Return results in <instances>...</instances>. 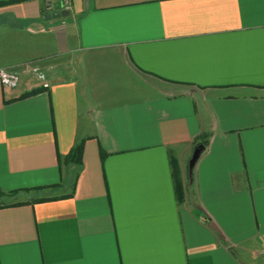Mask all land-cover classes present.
I'll return each instance as SVG.
<instances>
[{"label":"crops","instance_id":"crops-1","mask_svg":"<svg viewBox=\"0 0 264 264\" xmlns=\"http://www.w3.org/2000/svg\"><path fill=\"white\" fill-rule=\"evenodd\" d=\"M14 1L0 264H264V0Z\"/></svg>","mask_w":264,"mask_h":264},{"label":"trees","instance_id":"trees-1","mask_svg":"<svg viewBox=\"0 0 264 264\" xmlns=\"http://www.w3.org/2000/svg\"><path fill=\"white\" fill-rule=\"evenodd\" d=\"M19 0H16L14 2H17ZM6 3L4 2H0V6L1 5H5ZM39 90L35 89L31 92H28L26 94H24L23 96H28V95H32L37 93ZM198 143H203L204 145L208 144V137L206 135H202L200 136L197 141L196 144ZM83 150H84V143L80 142L77 145H75L72 150L70 151V153L65 157V161L67 163H76V164H81L82 163V156H83ZM174 174H175V180H176V190H177V195H178V200L181 202L183 200L184 197V186H183V182L182 179L179 175V172L177 171V163L174 162ZM3 194V192L0 191V196ZM44 200V199H41ZM19 204H23V202H16V203H9L8 205H19ZM7 206V204H1L0 203V207H4Z\"/></svg>","mask_w":264,"mask_h":264},{"label":"rangeland","instance_id":"rangeland-1","mask_svg":"<svg viewBox=\"0 0 264 264\" xmlns=\"http://www.w3.org/2000/svg\"><path fill=\"white\" fill-rule=\"evenodd\" d=\"M46 1H47V4H46L47 11H52V12L53 11H58V12L65 11L64 10L65 7H64V5H62V0H53V1L46 0ZM50 5H52L51 8H50ZM69 5H70L71 8H70V10H66V11H71V9H72V3H71V1H70V4ZM5 61H7V57L6 56H0V63L1 62H5ZM11 72H13V71H11ZM41 193L42 192H40L39 194H41ZM21 199H22V196L17 195V196H14V197H7L4 200L0 201V203L1 204L16 203L14 201H18V200H21Z\"/></svg>","mask_w":264,"mask_h":264},{"label":"built area","instance_id":"built-area-1","mask_svg":"<svg viewBox=\"0 0 264 264\" xmlns=\"http://www.w3.org/2000/svg\"><path fill=\"white\" fill-rule=\"evenodd\" d=\"M51 1H53V0H51ZM46 4H47V1H46ZM69 4H70V0H62V5H64V7H65L64 10H70L71 7ZM52 5H50V8L52 7ZM0 74H1L2 79H3V83L7 87H16L20 82V77L15 72H11V71L6 70V69H1ZM41 77L43 80H45V77L43 75ZM44 85L48 86V83H45Z\"/></svg>","mask_w":264,"mask_h":264},{"label":"water","instance_id":"water-1","mask_svg":"<svg viewBox=\"0 0 264 264\" xmlns=\"http://www.w3.org/2000/svg\"><path fill=\"white\" fill-rule=\"evenodd\" d=\"M205 146L203 144H200L194 151V154L192 156V159L190 161V171L193 172L194 167L200 158L201 153L203 152Z\"/></svg>","mask_w":264,"mask_h":264}]
</instances>
